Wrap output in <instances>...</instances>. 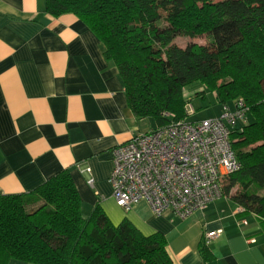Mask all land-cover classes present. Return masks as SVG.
<instances>
[{
	"label": "trees",
	"instance_id": "obj_1",
	"mask_svg": "<svg viewBox=\"0 0 264 264\" xmlns=\"http://www.w3.org/2000/svg\"><path fill=\"white\" fill-rule=\"evenodd\" d=\"M45 10L73 13L96 35L136 118L183 119L182 90L195 80L220 103L241 99L251 120L232 132L241 167L221 179V194L264 224V0H45ZM181 36L207 44L182 47ZM81 203L68 170L0 194V264H173L161 233L114 225L99 205L84 217Z\"/></svg>",
	"mask_w": 264,
	"mask_h": 264
},
{
	"label": "crops",
	"instance_id": "obj_2",
	"mask_svg": "<svg viewBox=\"0 0 264 264\" xmlns=\"http://www.w3.org/2000/svg\"><path fill=\"white\" fill-rule=\"evenodd\" d=\"M103 50L73 13L52 16L45 0H0V194L29 192L68 170L84 217L99 205L114 225L127 219L143 235L161 233L173 264H264V224L226 196L185 219L155 215L142 200L128 209L115 202L112 150L142 133L143 118L128 108ZM21 263L31 264L9 262Z\"/></svg>",
	"mask_w": 264,
	"mask_h": 264
},
{
	"label": "built area",
	"instance_id": "obj_3",
	"mask_svg": "<svg viewBox=\"0 0 264 264\" xmlns=\"http://www.w3.org/2000/svg\"><path fill=\"white\" fill-rule=\"evenodd\" d=\"M184 108L186 116L192 114L186 103ZM246 111L236 99L232 105L221 103L220 114L211 119L175 120L172 113L162 112L163 124L113 148L109 182L115 202L128 209L142 200L155 215L170 211L185 219L220 198L221 179L241 167L231 135L246 123ZM220 233L204 231V243Z\"/></svg>",
	"mask_w": 264,
	"mask_h": 264
},
{
	"label": "rangeland",
	"instance_id": "obj_4",
	"mask_svg": "<svg viewBox=\"0 0 264 264\" xmlns=\"http://www.w3.org/2000/svg\"><path fill=\"white\" fill-rule=\"evenodd\" d=\"M175 42L184 47L189 42H195L201 45L207 44L206 36H199L193 39L181 36L175 39ZM187 108L192 110V114L186 117L187 121H198L203 119L215 118L220 114L221 107L217 100L216 92L199 80L186 84L182 90ZM232 105V101H228ZM247 122L251 120L250 115L246 116ZM159 124L153 118H143L140 123L141 132H145L150 128L157 127ZM23 264V263H21Z\"/></svg>",
	"mask_w": 264,
	"mask_h": 264
}]
</instances>
